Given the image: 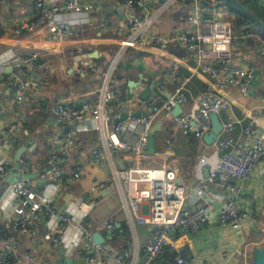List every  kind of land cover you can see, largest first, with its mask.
Wrapping results in <instances>:
<instances>
[{
  "label": "crops",
  "instance_id": "obj_1",
  "mask_svg": "<svg viewBox=\"0 0 264 264\" xmlns=\"http://www.w3.org/2000/svg\"><path fill=\"white\" fill-rule=\"evenodd\" d=\"M82 1H91L95 7L86 13L85 20L73 24L69 37L59 40L52 39L41 27L13 30L22 19L31 15L32 0H7L0 5V58L37 49L45 59L40 67L5 70L0 75V135L7 124L13 123L8 140L0 143V158H9L7 175L14 160L19 165L18 171L13 172L15 175L16 172L31 173L28 185L35 190L53 183L55 187L51 196L57 214H76L80 210V200L91 201L93 205L83 224L91 232L98 231L104 237L103 243L114 248L129 243L140 246L146 227L128 217L123 201L124 185L107 182L97 190L84 193L92 183L106 179L112 168L128 165L131 158L114 150L102 163L93 162L90 148L100 144L102 134L93 129L88 117L69 123L55 121L48 103L54 100L72 104L86 99L96 101L99 88L105 81L112 93L110 104L131 97L143 98L157 91V75L162 77L164 84L161 92L168 94L179 78L186 77L183 89L186 99L180 104L181 111L190 108L198 92L210 90L227 101L225 109L216 114L221 124L232 121L234 133L248 121L257 123L264 130L260 107L264 97V59L258 56L259 42L264 38L259 26H263L244 11L253 22L234 26L233 12L226 11L216 0L203 1L205 12L220 13L231 23L230 49L234 65L253 67L248 92L241 95L237 88L215 86L213 77L199 73L194 68L193 54L178 41L177 36L183 30H193L185 20L192 7L190 3L145 0L141 5L127 9L120 0ZM235 1L255 18L256 14L264 17V4L260 0ZM129 12L147 15L150 21L131 44H125V16ZM151 34L162 35L166 40L163 43L149 42L147 37ZM75 64H85L91 69H80ZM227 68L225 64L220 66L216 77L222 76ZM13 78H35L38 85L34 90L24 89L21 99H16L13 86L8 82ZM129 111L138 114L143 112V107L136 103L129 107ZM110 119L113 122L114 118ZM150 128L153 150L164 149L171 153L169 163L175 167L177 179L189 189L195 182L196 172L205 174V167L196 163L197 156L210 155L213 143H205L202 136H183L172 118L154 117ZM65 130L70 131L74 142L54 161L65 176L63 183H59L50 167L47 169L50 164L46 162V156L59 143ZM222 135L221 131L216 136ZM19 146L24 149L14 159ZM75 166L79 175L72 178ZM257 169L258 165L236 197L237 204L249 213L241 237H235L216 222L207 223L185 235L182 245L165 247L150 264H180L174 260L176 254L183 258L193 256L195 261L191 264H249L252 247L264 235V183ZM5 178L0 180V264H78L82 243L74 245L64 239L42 237L56 222V216L49 220L37 214L25 231L11 228V183ZM103 219H108L111 226L104 227L101 224Z\"/></svg>",
  "mask_w": 264,
  "mask_h": 264
},
{
  "label": "built area",
  "instance_id": "obj_2",
  "mask_svg": "<svg viewBox=\"0 0 264 264\" xmlns=\"http://www.w3.org/2000/svg\"><path fill=\"white\" fill-rule=\"evenodd\" d=\"M5 1L0 0V5ZM143 1L120 0V3L131 9ZM177 1L192 6L185 20L193 26V30H183L177 39L193 54L194 68L199 73L213 77L215 86H233L241 95H246L253 78V67L234 65L230 49L233 37L231 23L220 13L205 12L202 7L204 0ZM260 1L264 4V0ZM94 7L91 1L32 0L31 15L22 19L13 30L17 32L19 29L41 27L54 40L67 38L73 32V24L85 20L86 13ZM149 21L147 15L138 16L129 12L125 16L126 37L123 42L131 44ZM147 40L163 43L166 37L151 34ZM258 56L264 59V38L259 42ZM44 62L42 53L37 49L2 57L0 75L5 70L40 67ZM224 64L228 65L226 72L216 77L219 67ZM185 80L186 77L179 78L167 96L161 92L164 84L162 77L157 75V91L143 98L131 97L124 102L110 104L112 93L105 81L99 88L96 101L86 99L72 104L65 100H54L48 103L55 121L69 123L74 119L88 117L93 129L102 134L100 144L90 148L93 162L102 163L114 150L131 158L132 165L112 168L106 179L92 183L84 193L97 190L107 182L124 185L123 201L128 217L146 227L140 246H131L129 243L114 248L103 242H94L91 231L83 224L84 217L93 205L91 201L80 200V210L76 214H57L51 196L55 185L48 183L38 191L28 185L29 178L26 176L10 184L13 214L11 228L25 231L37 214L49 220L56 216V222L47 228L42 237L64 239L74 245L82 243L78 264H150L165 247L182 245L185 235L211 222L218 223L235 237H241L249 213L237 204L236 197L256 165L264 183V130L257 123L245 122L234 133L233 122H223L219 133L222 131L224 135L215 136L212 153L197 156L196 163L206 167V174L196 172L195 182L189 189L177 179L176 169L169 163L172 155L168 150L149 152L146 149V139L154 117L172 118L183 136L201 137L209 129V115L225 109L227 101L223 96L204 90L193 97L188 110L173 114V106L180 105L186 99L183 92ZM8 82L13 86L16 99H21L24 89L29 87L34 90L38 85L35 78H13ZM136 103L143 107V112L133 114L129 111V107ZM260 107L264 118V97ZM111 117L121 118L112 122ZM12 128L13 123L7 124L0 135V143L8 140ZM73 142L70 131L65 130L59 143L47 153L46 162L50 164V170L59 183H63L65 176H62L54 161L67 152ZM8 168L9 158H0V180L5 178ZM78 175L75 166L71 177ZM101 224L104 227L111 226L108 219L101 220ZM174 260L180 264H191L195 258L191 255L183 258L176 254Z\"/></svg>",
  "mask_w": 264,
  "mask_h": 264
},
{
  "label": "water",
  "instance_id": "obj_3",
  "mask_svg": "<svg viewBox=\"0 0 264 264\" xmlns=\"http://www.w3.org/2000/svg\"><path fill=\"white\" fill-rule=\"evenodd\" d=\"M231 2H233V4L235 6H237L239 9H241L242 11L246 12L250 17H252L256 23L262 25L264 27V23H261L259 20H257L253 15H251L248 11H246L240 4H238L235 0H230ZM165 96H167V93H164ZM180 111V105H175L172 108V113L175 114L177 112ZM124 115H122L121 117H123ZM121 117H118L116 119L113 120V122L117 121L118 119H120ZM209 120H210V125H209V129L202 134V139L205 143H212L215 136L218 134V132L220 131L221 128V123L218 120L216 114L211 113L209 115ZM152 128H150V131L147 135V139H146V149L147 151L151 152L153 151V139H152V132H151ZM24 149L23 146H19L13 155V158L16 159L19 154L21 153V151ZM133 162L130 161L129 165H132ZM47 169L50 167V165H47ZM19 165L18 163L14 160L13 161V168L9 170L8 175L6 176L5 180H7L8 182L12 183L13 181H15L17 178L21 177V176H30L31 173H23V174H18V172H16V175L13 173L15 172L14 170L16 169L18 171ZM10 173H13L12 175H10ZM205 174H206V167H205ZM204 174V175H205ZM91 238L94 242H102L104 241V237L101 236V234L98 231H92L91 232ZM250 264H264V235L263 238L260 242L259 245H255L252 247L251 249V259H250Z\"/></svg>",
  "mask_w": 264,
  "mask_h": 264
},
{
  "label": "trees",
  "instance_id": "obj_4",
  "mask_svg": "<svg viewBox=\"0 0 264 264\" xmlns=\"http://www.w3.org/2000/svg\"><path fill=\"white\" fill-rule=\"evenodd\" d=\"M216 3L218 5L223 4L224 8L228 12H233L234 17L232 18V22L234 26H238L240 24H249L250 22H253V20L242 10L238 9L230 0H216ZM256 18L259 19L260 21L264 22V17L258 16L256 14ZM259 28L263 31L264 33V28L260 27ZM250 264V263H249Z\"/></svg>",
  "mask_w": 264,
  "mask_h": 264
},
{
  "label": "bare ground",
  "instance_id": "obj_5",
  "mask_svg": "<svg viewBox=\"0 0 264 264\" xmlns=\"http://www.w3.org/2000/svg\"><path fill=\"white\" fill-rule=\"evenodd\" d=\"M74 66H76V67H78V68H80V69H86V70H90L91 69V67L90 66H88V65H85V64H75Z\"/></svg>",
  "mask_w": 264,
  "mask_h": 264
},
{
  "label": "rangeland",
  "instance_id": "obj_6",
  "mask_svg": "<svg viewBox=\"0 0 264 264\" xmlns=\"http://www.w3.org/2000/svg\"><path fill=\"white\" fill-rule=\"evenodd\" d=\"M263 232V231H262ZM264 233V232H263ZM263 236L260 237L259 241H257V244L256 245H259L261 240H262Z\"/></svg>",
  "mask_w": 264,
  "mask_h": 264
}]
</instances>
